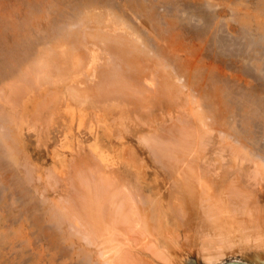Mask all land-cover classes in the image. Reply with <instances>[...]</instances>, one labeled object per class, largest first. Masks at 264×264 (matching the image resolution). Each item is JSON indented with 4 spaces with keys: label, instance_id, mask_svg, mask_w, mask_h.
Instances as JSON below:
<instances>
[{
    "label": "rangeland",
    "instance_id": "rangeland-1",
    "mask_svg": "<svg viewBox=\"0 0 264 264\" xmlns=\"http://www.w3.org/2000/svg\"><path fill=\"white\" fill-rule=\"evenodd\" d=\"M43 1L0 0V105L2 106H0V134L3 135L5 133L7 136L9 134L10 137L9 139L5 137L2 139V136L0 137L2 139L0 141V264H112L113 261H115V258H113L115 256L113 254L116 250L120 251L123 257L127 254L125 256V258L128 259L126 264H188V260L193 264H210L208 258L213 252L219 253L217 250L224 249L223 247L227 249V251L224 249L223 252L221 250L222 254H225V256L217 255L216 257L220 259L218 262H215V264H254L252 257L255 256H259L258 259H255V264H264V170L260 173L258 172L259 167L264 169V64H260L261 60L259 62L260 65L256 63V61H259V58H262L260 56L256 59L254 55H252L254 60H256L255 62L252 60L253 58H250L251 53L254 54V51L251 50V53L248 50L246 51L247 46L245 47L246 40L243 38L244 34L239 37V33L234 31L231 32L227 26V24H231L232 21L238 23V21H236L238 18L240 22H243V26H245L242 18L244 15H247L246 9L248 7L250 9V6H252L253 10L254 8H261L263 6L261 3L263 0H235V4H231L233 1H226L229 5L227 3H224V5L226 4L228 8L225 6L223 7V3L221 4L222 8H218V4L215 1L214 10L212 8L209 9L210 11L216 12L218 10H224L223 8H225L229 16L228 18H233L235 20L221 17V25L219 24V26L224 24V26L220 28L223 30L217 31V27H215L216 25L214 24L215 26L212 27L216 29H210L212 32L208 30L207 35H210L207 37L200 33L194 34L193 30L184 29L186 30L184 31L185 33L183 34V32H181L182 36L177 39V41L175 40L176 38L173 37V35H175L174 33L169 35L171 31L169 34L167 32L164 37H161V41V38L158 40L159 37L151 35L154 30L158 31V28H162L163 30L165 28V31L167 30V25L165 23L167 22L166 18H161L162 20H160L162 22H160L162 25L160 27L158 25L156 29H154L152 25H149L150 21L146 18V15H143L144 17L142 15H137L135 17L129 9L119 6L120 10H123V14L127 15L129 21L131 20V24H134L139 31L141 30L140 35H142V37H147L146 39L150 40V43L154 38H157V41L154 39L151 45L149 43L150 49L152 47V49L155 50L153 51L151 49L153 51L150 53L151 59L148 57L151 61L148 60L147 62V53L144 50L140 51L141 53H146H143V55H146H144L146 58H142V61L144 59L142 67L145 70L142 69L141 75L143 76L140 77L147 75L148 77L146 76V79L148 81H153L155 88L151 87L149 82L147 83L143 78L140 84L143 85L141 87L142 90L144 88V91H142L141 94V91H139L138 94L134 92L131 94V92L127 90L125 93L121 88H119V90H122L125 95L122 94V92L120 93L119 90L117 91V95L120 94V96L123 97H126L127 94V99L124 97V100L121 97L122 100L116 101H121L122 104H120V107L123 106L121 109L128 112L127 116L133 117L132 122L128 121V125L126 124L124 128L119 127L118 123L112 122L114 117H109V109H111L110 106L113 103L110 101H103L105 98L96 94V90L94 89L97 88L96 86L99 87V82L102 81L101 85L104 83L103 76L99 77L101 73H106L104 71L109 70V68L111 69L112 66H114L116 70L115 66L118 67L124 64V56L119 53L121 52V48L119 50L115 49L116 52L112 50L113 53L111 52L109 56H104L103 54V59L107 58L108 62L104 64L105 66L102 65V63L99 64V72L97 70V72L100 73L98 77L100 79L102 77V80L99 78L96 80L95 77L89 78L85 73L76 77V79H78L77 84H72L73 86L75 85L74 87L76 89L78 87L80 90L83 88L80 94L89 92L90 90L89 94L92 93L89 95L90 97L92 95L100 97H91V100L90 98L83 99V96L88 95L84 93L81 95L83 98L80 97L83 102L80 100V102L77 103L78 105L75 106V104H73L71 108L66 106L68 101L67 84L61 83V81L60 83L56 81L58 82L56 83L51 79L42 80L43 82L40 83L41 85L34 83L30 84L31 82H28V85L25 84V82H20L21 85H18V82V87L15 86V83H11L12 85H10V82L8 83V81L11 80L10 77L8 78V69H6L4 65L7 63L5 57L9 55L8 52L19 51L17 53H20L21 49L23 50V46L30 38L32 43L34 42V45L35 42H37L35 41L37 40L36 38L33 40L34 36L26 37L25 35V37H23L24 32L22 31L24 27H22V31H19V27L22 29L21 25H25L24 23L26 21L29 22V24L32 23L30 22V19L33 18L31 12L34 13L35 10L36 15L33 14L35 17L41 15L38 14L41 12L45 18L49 16V14L55 13L56 16L53 15L55 21L59 17L56 22L54 20L50 22L51 18L48 20L47 17L48 21L46 20L45 23L47 25H44L47 26V29L50 28V32L48 31L47 33L54 34L52 31L56 30L55 34L57 35H51V38L53 36L52 40L59 36L58 33L67 31L68 28L71 32H73V29L76 31L82 28L81 25L77 26L74 22L71 23L73 21L72 18H74L71 9L65 10L62 8L64 7V3V5L68 3L71 4L72 0H60V6L58 4L55 5L59 0ZM51 1H54V3L52 2L54 5L51 4ZM63 1L65 2L63 3ZM246 1L247 3H249V1L252 2V5H250V3L248 5ZM120 2L121 1L118 3ZM240 2L241 4H239ZM244 2L247 5H244ZM258 3L261 4V6L259 5L260 7H258V5L253 7V4L256 5ZM238 4L242 8L237 6ZM50 5H52V7H49ZM47 6L48 8H46ZM72 6L73 5H71L70 8ZM243 6L247 8L245 7L244 10ZM235 7L237 12L234 9ZM32 8L33 10H31ZM166 9L170 10V7L166 6ZM166 9L162 6L159 8V12L164 14L163 12L168 11ZM231 9L234 10L236 14L231 13ZM249 9L248 13L250 14H256L255 12L259 13V11L255 10L251 12V9ZM44 10L46 13H49L47 16H45L46 13ZM43 15H41L42 18ZM57 15L59 16L57 17ZM68 16L69 18H67ZM25 18L26 20L24 22L23 20ZM28 18L30 21L27 20ZM194 20L193 24L196 27L200 29L204 27V24L200 22L198 18H194ZM60 21L63 23L61 24ZM27 22L26 24L28 25ZM55 23L57 24L55 25ZM186 23L187 21L185 24ZM234 23L231 25L234 26L235 29H240V24L238 23L239 26L238 24L236 26V23ZM253 25L255 24L253 23ZM66 26L68 27L67 29ZM53 27L55 29L51 30ZM45 31L43 33L47 34ZM70 31L68 32L70 33ZM87 31L88 33L93 32V30L91 31L89 29ZM94 32H96V30H94ZM165 36H168L166 40H171L165 43ZM238 37L240 41H235ZM48 38H50V35ZM222 38H224V40H222ZM31 40H29V44ZM174 40L177 43H175ZM219 40H222V42L226 41L225 43L229 41V44H226V49H221V46H218L220 43H217V41ZM89 41L93 42L94 40L90 39ZM213 41H215V43ZM234 41L235 43H242L243 52L246 51L250 53H245L250 55L249 61L246 60L245 57L244 59L246 61L243 57L238 56L239 54L236 50L238 51L240 47L236 48L234 45H240L232 44L231 42ZM159 44H161L162 47L159 46ZM156 46H159L161 49H157ZM165 46H170V50L167 47V51ZM174 46H177V49H175ZM102 47H104V45ZM234 47L235 49H233ZM163 48L167 54L165 53L166 55H162V57L156 55V58L161 57L159 58L160 62H157L158 59H154L155 56H153L154 52L157 51V53H161ZM15 49L17 51H15ZM172 49H174V51ZM117 50L119 52H117ZM227 50H230L232 53ZM164 51H162V53ZM31 53L28 52L26 55H32ZM255 54L257 57L258 54ZM120 55L123 56V59L119 57ZM173 56L175 57L173 58ZM160 59H163V61L161 62ZM4 61L5 63L3 64ZM108 64H110V67L107 66ZM123 67L124 65L122 68ZM122 68H119V71L120 69L122 72L127 70L126 67H124L125 69ZM260 68H263V70L261 71ZM16 69L15 72L20 73L19 71H21V68L19 67L17 70ZM187 70L188 72H186ZM117 71L115 74H117ZM122 72L120 71L118 73ZM129 73L128 75L127 73L126 75L122 73L124 79L131 76ZM130 74L133 75V73ZM113 77L116 78L117 76ZM4 78H6V81ZM117 78H119V75ZM120 78L122 79V76ZM3 81L5 84H3ZM79 82L81 84L84 82L85 84L83 83L81 85ZM78 83L80 86H78ZM96 83L98 84L96 85ZM29 85L31 87H29ZM156 85H158V87ZM81 86L83 87L81 88ZM116 90L117 89H115V91ZM129 94L133 95V97H129ZM53 95L55 98H53ZM48 96L49 98H47ZM57 96L59 98H57ZM50 97L52 101L55 100L53 104L48 101ZM4 98L6 101H4ZM112 99L113 98H111V100ZM168 99H170V101ZM126 100H131L134 103ZM40 103H42V105H40ZM47 107L50 109H47ZM59 107H62V109ZM148 107L150 108L149 110ZM142 108L146 112H144ZM7 112L8 115L11 116L10 124L12 125V134L3 126L5 122L3 121L4 119L2 120L1 118L3 117L2 113L7 114ZM72 115L74 117L76 116L74 122L77 123V125L75 124L72 126V129H68L71 120L73 121L74 119ZM78 115H80L79 118ZM198 115L203 120H200ZM100 118H104L106 121ZM147 118L153 121V126L150 124L151 121ZM134 119L137 120L136 123L139 124L138 126ZM145 119L147 120L145 121ZM80 120H82L83 124L82 127L80 126L81 128H78V121ZM12 121L15 122L14 125ZM145 122L146 127L144 126ZM103 123L111 129V132L108 131L106 136L104 135L105 131L101 129ZM142 123L144 124L142 125ZM185 123H187L186 127L188 125H193L196 131L204 132V135L208 134L204 143L198 148L196 146L191 148L192 145L187 152H185L186 149L184 150V148L183 150L178 149L180 146L178 126L182 125V128L185 126L183 125ZM15 124L19 126H15ZM93 129L100 133L97 136V142L100 144L99 146L101 148L98 147V145V148L95 146L96 136L93 134ZM121 129H124V134H121ZM153 129H156L157 132H154ZM146 130L149 133L151 131V136L148 133L146 134ZM155 133H158V135ZM143 134L148 136V143L143 141ZM160 135H162V137H160ZM175 137H177V139ZM173 139H176L175 142H178L179 146L176 147L177 143H175ZM154 141L155 144L153 143ZM171 142L173 143L172 145H170ZM163 144H166V148ZM174 146L176 149H174ZM201 146L203 149H200ZM195 148L197 149L196 151ZM11 149L15 150L11 152ZM191 149L193 150L191 151ZM165 150H169L170 152ZM173 151L174 153H178L176 154L177 156L174 154L176 157L174 155L172 156ZM13 154L16 158L13 157ZM103 154L106 157V162L108 161L107 163L103 162L101 159ZM178 155H180V157ZM8 158L12 159L9 160ZM258 163H260V165ZM90 167L93 169L91 170ZM99 169L100 171H98ZM109 171L111 172L109 173ZM191 171L195 172L190 174ZM254 171L256 173H254ZM107 173H109V179L107 178ZM188 173L190 175H188ZM92 176L94 177L93 179L88 178ZM110 179L116 180V182L114 180L112 181L113 183L115 182V185H110ZM91 180L94 183L96 182V184H93ZM105 185L108 186L106 189L103 187ZM107 192L108 194H105ZM109 194L110 197L112 196L111 199L113 198L112 201L115 202V204H110L109 199L105 200L106 196ZM200 195L203 200L199 202ZM220 202L223 204L220 205ZM211 203L216 207L214 205L212 206ZM119 204L121 207L118 206ZM114 206L115 208L119 207L118 209L123 207L124 210L115 209ZM218 206L224 212L231 208V213L230 211L226 212L228 214L227 217L234 216L232 219L236 217L238 220L236 221L234 219V221L237 223L240 220L241 223L238 224H241V228L236 227L237 230L232 228L231 231L229 228L227 232L226 229H224V235L223 233L222 235L226 236L224 237L225 239L223 236L214 239V241H217V245L220 249L216 250L217 247H214V249H212L213 251L209 249L211 254L207 255L208 250H205L204 245L205 243L207 245V241H211L208 234L211 238L214 234L212 233L211 227L208 225V213L206 212L213 209V207H215L213 210L216 211ZM222 207H225V209ZM238 207L243 208V210L241 208L238 210ZM101 209L104 211L102 214ZM111 209L113 211L115 209L116 212L117 210L121 212L116 221L113 220H115L114 215L117 214H114ZM150 211H152V214H149ZM105 212H108V214ZM96 214L99 215V218L102 216V219L95 218L97 216ZM148 214L151 217L148 218ZM104 215L106 216L104 217ZM111 215H113L114 219H112L113 217L111 218ZM153 216H156V218ZM147 218L152 222L150 223ZM117 223L118 226H116ZM145 223H148L147 225L150 226V232L148 231V227H146L147 230L143 228L146 226ZM96 225L98 227L103 226L105 229L106 227H110L109 229L111 230L108 231V229H106V232L105 229L101 228L102 231L100 227L98 228ZM97 230L102 232H97ZM101 234H103V237ZM97 236H100L101 239L99 237V240ZM207 237L208 239H206ZM220 238L223 240L221 241ZM214 241L212 240V242ZM220 244H222L223 247H221ZM105 245H108V249H105ZM206 247H208V245ZM111 248H114L113 252H111ZM228 249L230 251L233 250L235 254H230ZM225 252L229 253L227 254ZM216 253L213 254L216 255ZM120 259L123 261V258Z\"/></svg>",
    "mask_w": 264,
    "mask_h": 264
},
{
    "label": "bare ground",
    "instance_id": "bare-ground-1",
    "mask_svg": "<svg viewBox=\"0 0 264 264\" xmlns=\"http://www.w3.org/2000/svg\"><path fill=\"white\" fill-rule=\"evenodd\" d=\"M43 1V0H42ZM57 1V0H56ZM55 1V2H56ZM68 1V0H67ZM70 1V0H69ZM119 1H121L120 3H118ZM211 1H213V2H211ZM217 2V4H218V8H222V3H223V7L225 6V7H227V5L225 4L224 5V3H227L228 4V2L229 1H233V3H231V4H235V0H124V1H122V0H74V3H73V0H72V3L70 4V3H68L67 5H64L65 3V1H63V6L64 7H62V8H64L65 10H70L71 9V11L73 12V15H74V18H72L73 19V21L71 22V23H73L74 22V24H76L77 26L78 25H81V27L82 28H80V29H78V30H76V31H74V29H73V32H71L70 30H68L69 28L66 26V29H67V31H64V29H63V31L64 32H61V33H58L59 34V36H57L55 39H53L52 40V38H53V36H52V38H51V35H54L55 34V31H52V32H54V34H52V33H47L48 31L50 32V28H46L47 26H44V25H47V24H45L46 23V20H47V17H48V20H50V18H51V20H50V22L52 21V20H54L55 19V17L53 18V15L54 16H56L55 15V13L54 14H49L48 12L46 13V11H45V16H47L48 14H49V16H47L46 18L44 17V15L40 12V13H38V14H41V15H43V18H42V16L41 15H39V16H37V17H35V15H36V13H35V10H34V13H32L31 12V14H32V17L33 18H31L30 20H29V18L27 19L28 21H30V22H32L31 24H29V22H27L28 23V25L26 24V22H25V20H26V18L23 20L25 23V25L27 26H25V25H21V28L22 27H24V30H23V28L22 29H20V27H19V31L21 30H23L22 32H24L23 33V37H25V35H26V37L27 36H29V37H33V40H34V38H36L37 40H35V41H37V42H35V45H34V42L32 43V40H31V38L29 39V40H31L30 41V44H29V40H28V42L23 46V50L21 49V51H20V53H17V52H19V51H17L16 49H15V51H17V52H12V51H10V52H8L9 53V55L8 56H6V55H4V56H6L5 58H6V61H7V63H5V61L3 62V64L5 65V67H6V69H8V71L7 72H9V76H8V78L10 77V80L11 81H8V83L10 82V85H12L11 83H15V86L16 87H18L17 86V83H18V85H21L20 84V82H25V84H27L28 82H31L30 84H32V83H34V84H39V85H41L40 83L41 82H43L42 80H49V79H51V80H53L54 82H56V81H58L59 83H60V81H61V83L63 82V83H66L67 85V96H68V98H67V104H66V106L67 107H69V108H71V107H73V104H75V106L76 105H78L77 103H79L80 102V100H82L81 98H83V99H85V98H90V100H91V97H97V96H89L90 94H92V93H90L89 94V92H90V88L88 89L89 90V92H86L88 95V97L85 95V96H83V97H81V95H83V94H80V92L82 93V87L83 86H81V90H80V88H79V91H78V88L76 89L74 86H73V84L72 83H76L77 84V82H78V79H76V77H79V75H83L84 73L90 78V77H95L96 78V80H97V78H99L100 76H103V81H104V83L102 84V85H106V86H102L101 85V83H102V81L101 82H99V84L98 83H96V85L98 84L99 85V87L98 86H96L97 88H94L96 91H95V93L96 94H98V95H100V96H103L104 98H105V100H103V101H110L111 103H113V104H111V106H110V108L111 109H109V114H110V116L109 117H114L113 118V120H112V122H115V123H118V125H119V127H122V128H124V126L127 124V122L129 121V122H132V116L130 117L129 115L127 116V113L128 112H126V111H124V110H122L121 108L123 107H120V104H122L121 103V101H116V100H122V98L125 100V98L127 97V94H126V97L124 98L123 96H120V94H118L117 95V91L119 90V88H121L123 91H125V93H126V90L127 91H130L131 92V94L134 92V93H137L138 94V92L139 91H141L140 92V94L142 93V91H144V88H143V90H142V87L141 86H143L142 84H140V83H142L141 82V80H143V78H144V80H146L147 81V83L149 82V85L151 86V87H153V88H155L154 87V83H153V81H148L146 78L148 77L147 75V77L146 76H144V77H140V76H143V75H141V73H142V69H144L143 67H142V63H143V61H144V59H143V61H142V58L144 57V58H146V60H147V62H148V60L149 61H151L150 59V56H151V54L150 53H152L153 51H155L154 49H152V47H151V49L153 50H151L150 49V46H149V41L150 40H148V39H146L147 37H145L144 38V36L142 37V35H140V31H139V29H137L135 26H134V24L132 25L131 24V20L129 21V19H128V17H127V15L126 14H123V10H120V7L122 6L123 8H125V9H129L131 12H132V14H133V16H137V15H146V18L150 21L149 23V25H152V28H154V29H156V27L159 25V27L162 25L161 24V20L162 19H167L166 21L167 22H165L166 23V28H167V30L165 31V28H164V30L162 29V28H158L157 30L158 31H156V30H154L153 31V33L151 34V35H154V37H159L158 38V40L161 38V37H164V35L168 32V34H169V32L171 31V33L169 34V35H171V34H175V35H173V37H175L174 39L177 41V39H179V38H181V36H182V33L181 32H183V34L185 33L184 31H186V30H184V29H188V30H193L194 31V34L195 33H200L201 35H205V37H207V36H209V35H207L208 33V30H215L216 28H214V27H212V26H215V27H217V31H219V30H223V29H220L222 26H224V24L222 25V26H219V24L221 23L220 21V19H221V17H223L224 19H227L229 16H228V14H227V12L225 11V8H223L224 10H218V11H210L209 9H212L213 7H214V4ZM226 1H228V2H226ZM244 1V0H243ZM250 1H252V0H250ZM249 1V3H250V5H252L251 3L252 2H250ZM255 1H262V0H255ZM254 1V2H255ZM43 2H45V1H43ZM50 2V1H49ZM54 3V1H51V4H53ZM242 2V1H241ZM241 2L239 3V4H241ZM253 2V3H254ZM263 2H264V0L261 2L262 3V7L261 8H254V10L255 11H259V13L258 12H255L256 14H250V13H248V9H249V7L247 8L246 6H243L244 7V10H245V7L247 8L246 9V11H247V15H244V14H246V13H244V14H241V15H244L243 16V18L242 17H240V18H242V20L244 21V24H245V26H243V22L241 21H239V18H238V20H236V21H238V23L240 24V26H239V24L237 23V22H235L236 23V26H237V24H238V26L240 27V29H235V27L234 26H232L231 24H233L234 22L232 21V23L230 24L229 22V24H227V26L229 27V30L232 32V31H234V32H237V33H239L238 34V36L240 37V36H242V34H244L243 35V38L246 40L245 42V47L247 46V48H246V51L248 50L250 53L252 52V51H254L253 53L254 54H252L251 53V56L252 55H254V58H258L259 56L260 57H262V58H259L258 60L259 61H256V60H254V58H253V56L251 57L250 55H247V54H250V53H247L246 51L245 52H243V50H242V43H240L239 41V37L238 38H236L235 39V41L236 40H239L238 42L239 43H235V41L234 42H231L232 44H237V45H240V46H236V45H234L236 48L237 47H240L239 49H238V51L236 50V52L239 54L238 56H241V57H243V59H244V57H245V59L246 60H248L249 61V56H250V58L255 62L256 61V63H258L259 64V62H260V60H261V62H260V64L261 65H263L264 63V61H262V60H264V4H263ZM41 3V2H40ZM59 3H61V1L59 0V2H56L55 3V5L56 4H58L59 5ZM246 3H247V1H246ZM245 2H244V5L246 4ZM249 3H247L248 5H249ZM256 3V2H255ZM231 4H230V6H231ZM237 4V3H236ZM237 5V6H240V5ZM246 4V5H247ZM41 5V4H40ZM54 5V4H53ZM71 5H73L71 8H70V6ZM229 5V4H228ZM258 5V7H260L261 6V4H253V7L255 6H257ZM260 5V6H259ZM44 6V5H43ZM46 6V5H45ZM60 6V5H59ZM120 6V7H119ZM162 6H164V8L166 9V6H169L170 7V10H168V9H166V10H168V11H165V12H163L164 14H162V12L160 13L159 12V8L160 7H162ZM49 7H52V5H50ZM61 7H58V8H61ZM207 7V8H206ZM217 7V6H216ZM46 8H48V6L46 7ZM55 8V7H54ZM53 8V9H54ZM228 8V7H227ZM231 8H232V6H231ZM240 8H242L241 6H240ZM252 8V6H250V9ZM49 9H51V8H49ZM56 9V8H55ZM235 9V11L237 12V9H236V7L234 8ZM249 9V10H250ZM31 10H33V8L31 9ZM62 10V9H61ZM60 10V11H61ZM162 10V9H161ZM164 10V9H163ZM213 10H214V8H213ZM227 10V9H226ZM230 10V9H229ZM239 10V9H238ZM254 10H253V8L250 10L251 12L253 11L254 12ZM38 11H40V10H38ZM50 11V10H49ZM59 11V10H58ZM233 11V12H232ZM235 11L234 10H232L231 9V13H235ZM249 11V12H250ZM27 12H29V11H27ZM37 12V11H36ZM62 12V11H61ZM129 12V11H128ZM240 12H241V10H240ZM67 13V12H66ZM258 13V14H257ZM31 14H30V16H31ZM33 14H35L34 16H33ZM37 14V15H38ZM68 14V13H67ZM70 14V13H69ZM236 14V13H235ZM61 15V14H60ZM251 15H255V16H251ZM27 16H28V14H27ZM26 16V17H27ZM59 15H57V17H58ZM65 16H67V15H65ZM70 16V15H69ZM69 16L67 17V18H69ZM142 16H140V17H142ZM143 16V17H144ZM234 16V15H233ZM238 16V15H237ZM72 17V16H71ZM142 17V18H143ZM164 17V18H163ZM231 17V16H230ZM59 18V17H58ZM57 18V19H58ZM162 18V19H161ZM194 18H198L199 19V21L200 22H202L203 24H204V27L203 28H198V27H196L194 24H193V21H195L194 20ZM234 18H235V16H234ZM237 18V17H236ZM57 19H56V21H57ZM66 19V18H65ZM65 19H64V21H65ZM71 19V18H70ZM146 19V20H147ZM161 19V20H160ZM169 19V20H168ZM229 19V18H228ZM233 19V18H232ZM231 18L229 19V20H232ZM10 20V19H9ZM47 20V21H48ZM66 20H68V19H66ZM139 20V19H138ZM233 20H235V19H233ZM55 21V20H54ZM55 21V22H56ZM161 21V22H160ZM187 21V23L185 24V22ZM61 22V24L63 23L62 21H60ZM68 22V21H67ZM69 22H70V20H69ZM164 22V21H163ZM139 23H140V20H139ZM234 23V24H235ZM242 23V24H241ZM253 23L255 24V25H253ZM22 24V23H21ZM57 23H55V25H56ZM67 24V23H66ZM201 24V23H200ZM215 24V25H214ZM8 25V24H7ZM52 25H53V23H52ZM70 25V24H69ZM164 25V24H163ZM221 25V24H220ZM61 26V25H60ZM59 26V27H60ZM62 26H65V25H62ZM76 26V27H77ZM187 26H188V28H187ZM190 26V27H189ZM254 26V27H253ZM58 27V28H59ZM73 27H75V26H73ZM62 28V27H61ZM151 28V27H150ZM152 28H151V31H152ZM18 29V28H17ZM46 31H45V30ZM54 30L55 28L53 27V28H51V30ZM72 29V28H71ZM93 30V32H91V33H88V31L87 30ZM145 29V28H144ZM60 30V29H59ZM62 30V29H61ZM94 30H96V32H94ZM187 30V31H188ZM210 30V31H211ZM45 31V33H47V34H44L43 32ZM68 31H70V33L68 32ZM216 31V32H217ZM229 31V32H230ZM67 32H68V34H67ZM212 32V31H211ZM216 32H214L215 34H216ZM227 32V31H226ZM21 33V32H20ZM236 33V34H237ZM142 34V33H141ZM190 34V33H189ZM193 34V33H192ZM191 34V35H192ZM193 34V35H194ZM234 34V33H233ZM50 35V38H48V36ZM57 34H55V36H56ZM180 37H179V36ZM199 35V34H198ZM216 35H218V34H216ZM45 36H47V37H45ZM23 37H21V38H23ZM166 37H168V36H165V43H166V41H170L171 39H168V40H166ZM204 37V38H205ZM44 38H46V39H44ZM151 38V37H150ZM170 38H171V36H170ZM50 39V40H49ZM88 39V40H87ZM90 39H93L94 41L93 42H91V41H89ZM155 39V41H157V38H154ZM153 39V40H154ZM186 39V38H185ZM189 39V38H188ZM203 39V38H202ZM206 39V38H205ZM212 39H214V38H212ZM220 39V38H219ZM22 40H24V39H22ZM27 40V39H26ZM49 40V41H48ZM87 40V41H86ZM152 40V41H153ZM162 40V38L160 39V41ZM164 40V39H163ZM172 40H173V38H172ZM174 40V42L175 43H177L176 41ZM181 40V39H180ZM179 40V41H180ZM200 40V39H199ZM222 40H224V38H222ZM222 40H219V41H221V42H219V41H217V43H220V44H218V46L220 45L221 46V49H223V48H225L226 49V44L229 42H227V43H225V42H222ZM233 40V39H232ZM89 41V42H88ZM152 41H151V43H152ZM204 41V40H203ZM216 41V40H215ZM215 41H213L214 43H215ZM163 42V41H162ZM242 42V41H241ZM244 42V41H243ZM138 43H140V44H138ZM151 43H150V45H151ZM157 43V42H156ZM179 43V42H178ZM214 43H212V44H214ZM22 44H23V42H22ZM28 44V45H27ZM32 44V45H31ZM100 44H103L104 45V47H102L103 45H100ZM167 44H171V43H167ZM229 44V43H228ZM152 45H154V44H152ZM20 46H22V45H20ZM155 46V45H154ZM159 46H161L162 47V45L161 44H159ZM159 46L157 47V49L159 48ZM214 46V45H213ZM230 46H231V44H230ZM229 46V47H230ZM166 48L165 49H167V51H168V48H169V50H170V46L168 47V46H165ZM168 47V48H167ZM233 47V46H232ZM231 47V48H232ZM235 47L233 48V49H235ZM121 48V49H120ZM155 48V47H154ZM173 48V47H172ZM174 48L175 49H177V46H174ZM218 48V47H217ZM115 49H120L121 50V52H119L118 50H117V52H119V53H121V55H123L124 56V60H123V65H124V67H126V71H124V72H122V70L120 69V71L122 72V73H124V75H126V73H127V75H128V73L130 72V73H133V75L132 74H130L129 73V75H131V76H129V77H126L125 79H124V77H123V74L122 73H118V72H120L119 71V68H122V66H118V67H116L115 66V68H116V70L114 69V66H112L111 67V69L109 68V70H105L104 72H106V73H98L99 72V70H98V65L99 64H101L102 63V65H104L106 62H108V60H107V58H104L103 59V54H104V56H109V54L112 52L113 53V51L112 50H115ZM148 49V50H147ZM156 49V48H155ZM159 49H161V48H159ZM164 48H163V50L162 51H164L165 50ZM10 50V49H9ZM20 50V49H19ZM142 50H144L146 53H147V56L145 55L146 53L145 52H143V53H145L144 55L146 56H144L143 55V53H141L140 51H142ZM173 51H174V49H172ZM244 50H245V48H244ZM252 50V51H251ZM31 51H32V53H31ZM159 51H161V50H159ZM162 51H161V53H162ZM180 51V50H179ZM228 52H230V53H232L230 50H227ZM226 51V52H227ZM235 51V50H234ZM7 52V51H6ZM31 53L32 55H26L27 53ZM115 52H116V50H115ZM114 52V53H115ZM218 52V51H217ZM118 53V54H119ZM160 52H158L157 53V51L156 52H154V55L153 56H155L154 57V59H158L157 60V62H160L159 61V58H161L162 57V55L164 56V55H166L167 54V52H163L162 54H161ZM166 53V54H165ZM175 53V52H174ZM173 53V54H174ZM221 53V52H220ZM224 53V52H223ZM245 53H247V54H245ZM255 53H257L258 54V56L256 57L255 55ZM36 54V55H35ZM35 55V56H34ZM119 56V57H121V59H123L122 57L123 56ZM161 56V57H158V58H156L157 56ZM178 55V54H177ZM225 55V54H224ZM34 56V57H33ZM247 56H248V58H247ZM8 57V58H7ZM150 59H149V58ZM175 56H173V58H174ZM237 57V56H236ZM235 57V58H236ZM153 58V57H152ZM238 58V57H237ZM110 59V58H109ZM120 59V60H121ZM172 59V58H171ZM239 59H240V57H239ZM244 59V60H245ZM161 60V62L163 61V59H160ZM167 60V59H166ZM245 60V61H246ZM252 60H250V61H252ZM142 61V62H141ZM156 61V60H155ZM175 61V60H174ZM119 62V61H118ZM150 63V62H149ZM155 63V62H154ZM164 63V62H163ZM182 63V62H181ZM180 63V64H181ZM2 64V65H3ZM118 64V63H117ZM120 64V63H119ZM153 64V63H152ZM151 64V65H152ZM157 64V63H156ZM159 64V63H158ZM174 64V63H173ZM179 64V65H180ZM259 64V65H260ZM101 65V66H102ZM110 64H108L107 66L108 67H110L109 66ZM115 65V64H114ZM146 65V64H145ZM161 65H163V64H161ZM184 65V64H183ZM105 66V65H104ZM144 66V65H143ZM157 66V65H156ZM177 66H178V64H177ZM185 66V65H184ZM255 66H258V65H255ZM21 68V71H19L20 73H18V72H15V69L17 68ZM108 67H106V68H108ZM122 68V69H125V68ZM153 67V66H152ZM155 67V66H154ZM159 67V66H158ZM157 67V68H158ZM187 67H189V66H187ZM260 67V66H259ZM179 68V67H178ZM185 68V67H184ZM5 69V70H6ZM16 69V70H17ZM117 69H118V71H117ZM150 69V68H149ZM156 69V68H155ZM164 69V68H163ZM174 69V68H173ZM172 69V70H173ZM257 69H259V68H257ZM97 70H98V72H97ZM139 70V71H138ZM145 70V69H144ZM171 70V71H172ZM183 70V69H182ZM260 70L262 71L263 70V68L261 69L260 68ZM259 70V71H260ZM108 71V72H107ZM117 71V74H115V72ZM156 71V70H155ZM164 71V70H163ZM162 71V72H163ZM179 71V70H178ZM140 72V73H139ZM144 72V71H143ZM186 72H188V70L186 71ZM193 72V71H192ZM17 73V74H16ZM107 73H108V75H107ZM145 73V72H144ZM143 73V74H144ZM161 73V72H160ZM164 73V72H163ZM100 74V75H99ZM112 74V75H111ZM135 74V75H134ZM139 74V75H138ZM146 74V73H145ZM144 74V75H145ZM170 74V73H169ZM174 74V73H173ZM178 74V73H177ZM98 75H99V77H98ZM118 75H119V78L122 76V79L120 78H117L118 77ZM121 75V76H120ZM150 75V74H149ZM113 76H117L116 78H112ZM160 76V75H159ZM86 77V76H85ZM85 77H84V79H85ZM164 77V76H163ZM193 77V76H192ZM7 78V79H8ZM81 78H82V76H81ZM87 78V77H86ZM142 78V79H141ZM157 78V77H156ZM162 78V77H161ZM177 78V77H176ZM194 78V77H193ZM1 79V78H0ZM5 79V81H6V78H4ZM3 79V80H4ZM88 79V78H87ZM94 79V78H93ZM100 79V78H99ZM113 79H116V80H113ZM159 79V78H158ZM169 79H171V78H169ZM200 79V78H199ZM50 80V81H51ZM89 80V79H88ZM100 80H102V77H101V79ZM168 80V79H167ZM2 81V80H1ZM49 81V82H50ZM83 81V80H82ZM81 81V82H82ZM105 81H106V83H105ZM191 81V80H190ZM58 82H56V83H58ZM144 82V81H143ZM163 82V81H162ZM197 82V81H196ZM2 83V82H1ZM8 83H6V84H8ZM46 83H48V82H46ZM51 83H52V81H51ZM50 83V84H51ZM80 83V82H79ZM78 83V86H80V84ZM84 83V82H83ZM82 83V84H83ZM146 83V84H147ZM3 84H5L4 83V81H3ZM81 84V85H82ZM85 84V83H84ZM198 84V83H197ZM28 85V84H27ZM43 85V84H42ZM48 85V84H47ZM5 86V85H4ZM4 86H3V88H4ZM9 86V85H8ZM77 86V85H76ZM157 87H158V85H156ZM170 86V85H169ZM173 86V85H172ZM16 87H14V88H16ZM29 87H31L30 85H29ZM43 87V86H42ZM166 87V86H165ZM171 87V86H170ZM177 87V86H176ZM2 88V87H1ZM10 88V87H9ZM40 88V87H39ZM84 88H86V87H84ZM117 89L116 91H115V89ZM164 88V87H163ZM12 89V88H11ZM114 89V90H113ZM168 89H169V87H168ZM172 89V88H171ZM19 90V89H18ZM34 90H37V89H34ZM87 90V89H86ZM93 90V89H92ZM122 90L120 91V93L122 92ZM146 90V89H145ZM148 90V89H147ZM181 90V89H180ZM179 90V91H180ZM219 90V89H218ZM115 91V92H114ZM149 91V90H148ZM178 91V92H179ZM220 91V90H219ZM221 91H223V90H221ZM2 92H3V89H2ZM57 92V91H56ZM152 92V91H151ZM175 92H176V90H175ZM38 93V92H37ZM85 93V94H86ZM119 93V92H118ZM129 93V92H128ZM216 93V92H215ZM221 93V92H220ZM28 94V93H27ZM39 94V93H38ZM93 94H94V92H93ZM122 94H124L123 92H122ZM167 94V93H166ZM52 95V94H51ZM58 95V94H57ZM125 95V94H124ZM130 95V94H129ZM128 95V96H129ZM152 95V94H151ZM150 95V96H151ZM168 95V94H167ZM176 95V94H175ZM212 95H214V94H212ZM30 96V95H29ZM32 96V95H31ZM54 96V95H53ZM66 96V97H67ZM100 96H98L97 98H99ZM134 96H135V94H134ZM137 96V95H136ZM215 96V95H214ZM221 96V95H220ZM219 96V97H220ZM36 97V96H35ZM81 97V98H80ZM122 97V98H121ZM129 97H133V95H130ZM10 98V97H9ZM47 98H49V96L47 97ZM53 98H55V96L53 97ZM57 98H59L58 96H57ZM57 98H56V100H57ZM104 98H102V99H104ZM111 98H113L112 100H111ZM121 98V99H120ZM139 98V97H138ZM217 98H218V95H217ZM1 99V98H0ZM79 100V101H77V100ZM87 99V100H88ZM127 99V98H126ZM142 99V98H141ZM178 99V98H177ZM216 99V98H215ZM22 100H23V98H22ZM97 100V99H96ZM123 100V101H124ZM134 100V99H133ZM137 100V99H136ZM145 100V99H144ZM169 101H170V99H168ZM248 100V99H247ZM4 101H6L5 100V98H4ZM3 101V102H4ZM25 101V100H24ZM48 101H50L52 104H53V102L55 101V100H51V97H50V100H48ZM58 101H60V100H58ZM89 101V100H88ZM98 101V100H97ZM122 101V102H123ZM126 101H129V100H126ZM143 101V100H142ZM189 101V100H188ZM12 102V101H11ZM82 102H83V100H82ZM110 102H109V104H110ZM125 102V101H124ZM129 102H132V103H134L133 101H129ZM139 102V101H138ZM140 102H141V100H140ZM193 102H195V101H193ZM225 102V101H224ZM15 103V102H14ZM85 103V102H84ZM83 103V104H84ZM101 103V102H100ZM127 103V102H126ZM125 103V104H126ZM154 103H155V101H154ZM17 104V103H16ZM23 104V103H22ZM59 104V103H58ZM96 104V103H95ZM131 104V103H130ZM40 105H42V103H40ZM56 105V104H55ZM98 105V104H97ZM106 105V104H105ZM124 105V104H123ZM127 105V104H126ZM141 105V104H140ZM142 105H143V103H142ZM141 105V106H142ZM1 106V105H0ZM11 106V105H10ZM13 106V105H12ZM45 106H47V105H45ZM53 106V105H52ZM60 106V105H59ZM101 106H102V104H101ZM149 106V105H148ZM226 106V105H225ZM224 106V107H225ZM2 107V106H1ZM21 107V106H20ZM44 107V106H43ZM56 107V106H55ZM64 107V106H63ZM66 107V108H67ZM81 107V106H80ZM83 107V106H82ZM105 107V106H104ZM104 107H103V109H104ZM199 107V106H198ZM59 108H61L62 109V107H59ZM65 108V109H66ZM126 108V107H125ZM200 108V107H199ZM47 109H50L49 107H47ZM52 109V108H51ZM60 109V110H61ZM140 109V108H139ZM143 109V108H142ZM142 109H141V111H142ZM147 109V108H146ZM150 108L148 107V110H149ZM183 109V108H182ZM198 109V108H197ZM196 109V110H197ZM1 110H3V109H1ZM71 110H73V109H71ZM147 110V111H148ZM56 111V110H55ZM59 111V110H58ZM57 111V112H58ZM129 111V110H128ZM143 111H144V109H143ZM191 111V110H190ZM13 112V111H12ZM56 112V113H57ZM144 112H146V111H144ZM144 112H142V113H144ZM195 112V111H194ZM217 112V111H216ZM54 113V112H53ZM74 113V112H73ZM148 113V112H147ZM211 113V112H210ZM146 114V113H145ZM2 115H3V117H1L2 118V120L5 122L4 124H3V126L8 130V132H10L11 134H12V129H11V127H12V125L10 124V122H11V116L10 115H8V112H7V114L5 113H2ZM51 115V114H50ZM75 115V114H74ZM101 115V114H100ZM99 115V116H100ZM137 115V114H136ZM200 115V114H199ZM199 115H198V118H200L199 117ZM1 116V115H0ZM73 116V115H72ZM79 116L80 115H78V118H79ZM201 116V115H200ZM52 117V116H51ZM76 117V116H75ZM75 117L73 116V121L71 120V123H70V126L68 127V129L69 128H71L72 129V126L73 125H77V123H75L74 122V120H75ZM97 117V116H96ZM197 117V116H196ZM14 119V118H13ZM12 119V120H13ZM17 119V118H16ZM94 119H95V117H94ZM100 119H104V118H100ZM147 119H149V118H147ZM147 119H145V121L147 120ZM197 119V118H196ZM196 119H194V120H196ZM202 118H200V120H201ZM15 120V119H14ZM13 120V121H14ZM105 120V119H104ZM150 121H151V119H149ZM203 120V119H202ZM224 120H225V118H224ZM8 121V122H7ZM12 121V123H13V125H14V123L15 122H13ZM15 121H17V120H15ZM102 121V120H101ZM101 121H99V122H101ZM106 121V120H105ZM134 121H135V123H136V121L137 120H135L134 119ZM148 122V121H147ZM227 122V121H226ZM225 122V123H226ZM16 123H18V122H16ZM105 123V122H104ZM103 123V126L101 127V129L103 130V131H105V133H104V135L106 136L107 135V132L108 131H110L111 132V129H110V127L109 126H107V125H105ZM108 123V122H107ZM115 123H112L113 125L115 124ZM135 123H134V125H135ZM161 123V122H160ZM191 123V122H190ZM2 124V123H1ZM82 124H83V122H82V120H80V121H78V128H81L82 127ZM99 124V123H98ZM109 124V123H108ZM131 124V123H130ZM144 123H142V125H143ZM151 125L153 124V121H151V123H150ZM150 124H148V125H150ZM186 124L187 123H185V124H183V125H185V126H183L182 128H181V126L179 125L178 127H179V143H180V146L178 145V142H175L176 141V139H177V137H175L176 139H173L174 140V142L175 143H177L176 144V147L177 146H179L178 147V149H182L183 150V148H184V150H185V152H187V150H189L190 148L189 147H191L192 145V147L191 148H193L194 146H196L197 148L202 144V143H204L205 142V140L207 139L206 138V136L208 135V134H206V135H204L203 133L204 132H199V131H196L195 130V128H193V125H191V126H187L186 127ZM189 124V123H188ZM16 125H18V124H15V126ZM116 125V124H115ZM128 125V124H127ZM133 125V126H134ZM136 125L138 126L139 124H137L136 123ZM154 125V124H153ZM152 125V126H153ZM15 126H13L14 128H16ZM19 126V125H18ZM81 126V127H80ZM145 127H146V122H145V125H144ZM1 127V126H0ZM128 127V126H127ZM151 127V126H150ZM172 127V126H171ZM186 127V128H185ZM3 128V127H2ZM4 128V129H5ZM151 128H153V127H151ZM151 128H149V129H151ZM155 128V127H154ZM173 128H174V126H173ZM18 129V128H17ZM175 129V128H174ZM2 130V129H1ZM19 130V129H18ZM18 130H17V132H18ZM94 131H93V134H94V136H96L95 138H96V140H95V143H96V147H97V145H98V147H100L99 145V143L97 142V140H98V135L100 134L99 132H97L95 129H93ZM113 130V129H112ZM123 130L124 129H121V134L123 133ZM126 130V129H125ZM129 130V129H128ZM154 130V129H153ZM156 130V129H155ZM154 130V132H157V130L155 131ZM159 131V130H158ZM167 131V130H166ZM178 131V130H177ZM109 132V133H110ZM146 132V134L148 133L149 135L150 134H152L151 133V131H150V133L146 130L145 131ZM144 132V133H145ZM112 133H114V132H112ZM143 133V132H142ZM141 133V134H142ZM159 133V132H158ZM158 133H155L156 135H158ZM163 133V132H162ZM171 133V132H170ZM14 134V133H13ZM124 134V133H123ZM138 134V133H137ZM146 134H143L144 135V138H142L143 139V141H145V142H149V139H148V136L146 135ZM161 134V133H160ZM165 134V133H164ZM119 135V134H118ZM140 135V134H139ZM146 135V136H145ZM156 135H155V137H156ZM163 135V134H162ZM162 135H160V137H162ZM175 135V134H174ZM2 136V137H1ZM14 136V135H13ZM136 136H138V135H136ZM140 136H142V135H140ZM151 136V135H150ZM0 137L2 138V139H4V137L7 139H9L10 137H9V134H8V136H7V134H3V135H1L0 134ZM16 137V136H15ZM160 137H158V138H160ZM208 137V136H207ZM0 138V141L2 140ZM173 138V137H172ZM14 139V138H13ZM119 139V138H118ZM152 139H155V138H152ZM116 140H117V138H116ZM121 140V139H120ZM123 140V139H122ZM151 140V139H150ZM156 140H157V138H156ZM223 140V139H222ZM15 141V140H14ZM152 141V140H151ZM160 141V140H159ZM158 141V142H159ZM169 141V140H168ZM171 141V140H170ZM212 141V140H211ZM4 142V141H3ZM7 142V141H6ZM16 142V141H15ZM163 142L165 143V141L163 140ZM173 142V141H172ZM171 142V144L170 145H172L173 143ZM154 144H155V141L153 142ZM157 143V142H156ZM174 143V144H175ZM14 144V143H13ZM142 144V143H141ZM146 144V143H145ZM144 144V145H145ZM152 144V143H151ZM158 144V143H157ZM161 144V143H160ZM125 145V144H124ZM143 145V144H142ZM153 145V144H152ZM165 145L166 144H163V146L165 147ZM169 146V145H168ZM9 147H10V145H9ZM97 147V148H98ZM154 147V146H153ZM163 147V148H164ZM172 147V146H171ZM175 147V146H174ZM176 147L174 148V149H176ZM182 147V148H181ZM207 147V146H206ZM101 148V147H100ZM162 148V147H161ZM166 148V147H165ZM200 149H203V147L201 146V148ZM206 149V148H205ZM10 150V149H9ZM12 151L11 152H13L14 150L13 149H11ZM182 150H181V152H182ZM193 149H191V151H192ZM197 149L195 148V151H196ZM199 150V149H198ZM239 150V149H238ZM165 151H168V152H170L169 150H165ZM206 151V150H205ZM218 151V150H217ZM180 152V151H179ZM163 153V152H162ZM197 153H198V151H197ZM204 153V152H203ZM202 153V154H203ZM105 154V153H104ZM104 154H103V156L101 157V159H102V161L103 162H106V157L104 156ZM166 154H167V152H166ZM176 155V154H178V153H174V151H173V153H172V156L173 155ZM186 154V153H185ZM184 154V155H185ZM218 154V153H217ZM170 155V154H169ZM174 155V156H175ZM11 156V155H10ZM111 156V155H110ZM167 156V155H166ZM177 156V155H176ZM175 156V157H176ZM179 157H180V155H178ZM13 157H15L16 158V156H14V154H13ZM105 157V158H104ZM108 157V156H107ZM178 157V158H179ZM15 158H13V159H15ZM113 158V157H112ZM197 158H199V157H197ZM9 159V158H8ZM10 159H12V158H10ZM9 159V160H10ZM114 159V158H113ZM166 159H167V157H166ZM95 160V159H94ZM109 160V159H108ZM165 160V159H164ZM168 160V159H167ZM96 161H98V160H96ZM110 161V160H109ZM169 161V160H168ZM167 161V162H168ZM186 161V160H185ZM108 162V161H107ZM106 162V163H107ZM111 162V161H110ZM176 162V161H175ZM187 162V161H186ZM199 162V161H198ZM112 164V163H111ZM173 164V163H172ZM259 165H260V163H258ZM97 165V164H96ZM262 165V164H261ZM86 166V165H85ZM99 166V165H98ZM177 166H178V164H177ZM100 167V166H99ZM195 167V166H194ZM259 167V166H258ZM91 168V167H90ZM96 168H98V167H96ZM180 168V167H179ZM187 168H189V167H187ZM264 168V167H263ZM82 169V168H81ZM93 168H91V170H92ZM103 169V168H102ZM178 169V168H177ZM190 169H191V167H190ZM78 170H80V169H78ZM113 170V169H112ZM189 170V169H188ZM187 170V171H188ZM258 170V169H257ZM257 170H255V171H257ZM264 169H262L261 167H259V170H258V172L260 173L261 171H263ZM84 171V170H83ZM86 171V170H85ZM98 171H100V169L98 170ZM108 171V170H107ZM186 171V172H187ZM190 171V170H189ZM254 171V173H256ZM79 172V171H78ZM111 171H109V173H110ZM195 172V171H194ZM194 172H190V174L191 173H194ZM197 172V171H196ZM252 172V171H251ZM86 173V172H85ZM98 173H100V172H98ZM109 173H107V178L109 177ZM263 173H264V171H263ZM189 173H188V175H190ZM196 174V173H195ZM94 175V174H93ZM111 175V174H110ZM257 175H258V173H257ZM73 176V175H72ZM99 176V175H98ZM101 176V175H100ZM183 176V175H182ZM192 176V175H191ZM190 176V177H191ZM193 176H195V175H193ZM261 176H262V173H261ZM97 177V176H96ZM102 177V176H101ZM113 177V176H112ZM197 177V176H196ZM196 177H195V179H196ZM256 177V176H255ZM263 177V176H262ZM88 178H94L93 176L92 177H88ZM184 178V177H183ZM193 178V177H192ZM77 179V178H76ZM109 179V178H108ZM107 179V180H108ZM195 179H194V181H195ZM198 179V178H197ZM201 179V178H200ZM104 180V179H103ZM111 180V179H110ZM115 182H116V180L115 179H113ZM113 180H111V183H110V185L111 186H113V184L115 185V182L113 183L112 181ZM184 180V179H183ZM85 181V180H84ZM92 181V180H91ZM96 181V180H95ZM109 181V180H108ZM107 181V183L109 184V182ZM104 182H105V180H104ZM191 182V181H190ZM197 182H198V180H197ZM92 183L93 184H96V182L94 183L93 181H92ZM100 183V182H99ZM203 183V182H202ZM207 183H209V182H207ZM105 184H106V182H105ZM107 184V185H108ZM107 185H105V186H103L105 189L108 187ZM109 185V186H110ZM189 185V184H188ZM188 185H185V186H188ZM207 186V185H206ZM98 187V186H97ZM102 187V188H103ZM99 188H101V187H99ZM103 188V189H104ZM112 188V187H111ZM102 191V190H101ZM190 191V190H189ZM110 192V191H109ZM121 192V191H120ZM105 194H108V192L107 193H105ZM120 194V193H119ZM200 194V193H199ZM111 195H114V194H111ZM105 196V195H104ZM110 197V194L108 195V196H106V198H105V200H108L109 199V203L110 204H112V203H114L115 204V202H113L112 201V199H111V197ZM203 197V196H202ZM244 197V196H243ZM1 198V197H0ZM233 199V198H232ZM244 199V198H243ZM82 200H83V198H82ZM200 200L202 201L203 199H201V195H200V199H199V202H200ZM220 200V199H219ZM227 200V199H226ZM248 200V199H247ZM112 201V202H111ZM115 201V200H114ZM213 201H215V200H213ZM217 201V200H216ZM228 201V200H227ZM235 201V200H234ZM243 201V200H242ZM241 201V202H242ZM243 202H245V201H243ZM248 202V201H247ZM86 203V202H85ZM103 203V202H102ZM161 203V202H160ZM213 203V202H212ZM212 203H211V205H212ZM215 203H217V202H215ZM246 203V202H245ZM93 204V203H92ZM148 204V203H147ZM152 204V203H151ZM199 204V203H198ZM218 204V203H217ZM223 204V203H222ZM221 204V202H220V205H222ZM225 204V203H224ZM104 205V204H103ZM149 205H150V203H149ZM211 205H209V206H211ZM214 205V204H213ZM212 205V206H213ZM219 205V204H218ZM234 205V204H233ZM245 205V204H244ZM243 205V206H244ZM64 206V205H63ZM115 206H117V205H115ZM115 206H114V208H115ZM119 207H121L120 206V204L118 205ZM152 206H154V205H152ZM199 206V205H198ZM207 206V205H206ZM209 206H208V208H209ZM215 206V205H214ZM225 206H227V205H225ZM119 207H116L117 209L119 208ZM158 207V206H157ZM216 207V206H215ZM215 207H213V209H215ZM242 207V206H241ZM240 207V208H241ZM251 207V206H250ZM70 208V207H69ZM100 208V207H99ZM115 208V209H116ZM153 208V207H152ZM182 208V207H181ZM211 208V207H210ZM219 206L217 207V209H216V211L215 210H213V209H211V210H208V212H206V213H208V220H209V226L211 227V230L213 231L212 233L214 234L213 236H212V238L209 236V234H208V237L211 239V241H207L208 243H207V245H208V247H206L207 245H206V243H205V250H208L207 252H208V254L207 255H209V254H211V252L210 251H213L212 249H214V247H217L216 248V250L217 249H220L219 248V246L217 245V241H214V239L215 238H219V236H223L224 235V233H223V231H225L224 229H226V232H227V229H229L230 228V231H231V229L233 228V229H236L237 230V228L236 227H240V225L238 224V223H241V221L239 220L238 221V223L237 222H235L234 221V219L237 221L238 219L235 217V218H233L232 219V217H234V216H228L227 217V213L226 212H229L230 211V213H231V208H229V210L228 211H223L221 208H219ZM223 209H225V207H222ZM226 208H228V207H226ZM239 207H238V210L240 209ZM60 209V208H59ZM65 209V208H64ZM113 209V208H112ZM111 209V210H112ZM114 209V211H113V213L114 214H117V215H114V217H115V220H113V221H116L118 218H119V215L121 214V212L119 211L118 212V210H124L123 209V207L121 208V209H118L117 210V212H116V210ZM151 209V208H150ZM160 209V208H159ZM234 209V208H233ZM232 209V210H233ZM242 210H243V208H241ZM248 209V208H247ZM62 210H63V208H62ZM102 210V209H101ZM104 210H105V208H104ZM121 210V211H122ZM169 210V209H168ZM204 211H206L205 209H203ZM227 210V209H226ZM251 210V209H250ZM95 211V210H94ZM111 211V212H112ZM154 211V210H153ZM158 211V210H157ZM224 213H223V212ZM51 212H52V210H51ZM69 212V211H68ZM72 212V211H71ZM116 212V213H115ZM152 211H150V213L149 214H152L151 213ZM64 213V212H63ZM94 213H96V212H94ZM99 213V212H98ZM102 213H104V211L102 210V212H101V214ZM106 213V212H105ZM120 213V214H119ZM123 213V212H122ZM106 214H108V212L106 213ZM148 214V218L149 217H151L150 215ZM225 214V215H224ZM245 214V213H244ZM73 215V214H72ZM97 215V214H96ZM124 215V214H123ZM205 215V214H204ZM248 215V214H247ZM68 216V215H67ZM99 215H97L95 218H98V219H102V216L99 218L98 217ZM106 215H104V217H105ZM158 216H159V214H158ZM161 216H162V214H161ZM57 217V216H56ZM74 217V216H73ZM113 217V215H111V218ZM114 217L112 218V219H114ZM118 217V218H117ZM121 217V216H120ZM153 217H155L156 218V216H153ZM230 217H231V219H230ZM60 218V217H59ZM147 218V219H148ZM160 218V217H159ZM67 219V218H66ZM149 221H150V223L152 222L150 219H148ZM148 221V222H149ZM120 222V221H119ZM122 222V221H121ZM78 224V223H77ZM148 223H145V227H143V228H145L146 230H147V228L146 227H148V231H149V227L150 226H148L147 225ZM235 224H237V225H235ZM97 226V225H96ZM116 226H118V223H117V225ZM120 226V225H119ZM234 226H235V228H234ZM86 227V226H85ZM98 227V226H97ZM100 227V230H102V229H105V228H103V226L101 227V226H99ZM98 227V228H99ZM105 227V226H104ZM114 227V226H113ZM102 228V229H101ZM110 228V227H109ZM108 227H106V229H108V231L109 230H111V229H109ZM241 228V227H240ZM93 229V228H92ZM95 229H97V228H95ZM105 229V230H106ZM152 229V228H151ZM239 229V228H238ZM94 230V229H93ZM98 231L97 230V232H102V231ZM105 230H104V232H105ZM90 231V230H89ZM144 231V230H143ZM234 231V230H233ZM106 232H107V230H106ZM112 232V231H111ZM150 232V231H149ZM145 233V232H144ZM156 233V232H155ZM222 233H223V235H222ZM104 234V233H103ZM103 234H101V236L103 237ZM108 234V233H107ZM153 234V233H152ZM160 234V233H159ZM106 235V234H105ZM227 236H228V234H227ZM91 237V236H90ZM98 237V236H97ZM100 237V236H99ZM99 237H98V239H99ZM208 237L206 238V239H208ZM224 237H226V236H223V238ZM205 238V237H204ZM203 238V239H204ZM94 239V238H93ZM92 239V240H93ZM97 239V238H96ZM100 239H101V237H100ZM99 239V240H100ZM209 239V240H210ZM221 239V241L223 240L222 238H220ZM219 239V240H220ZM225 239V238H224ZM212 240L214 241V242H212ZM217 240V239H216ZM97 241V240H96ZM204 241V240H203ZM202 241V242H203ZM111 242V241H110ZM201 242V243H202ZM205 242H206V240H205ZM215 242H216V245H215ZM104 243V242H103ZM107 243V242H106ZM118 244V243H117ZM120 244V243H119ZM204 244V243H203ZM214 245V246H213ZM221 245V247H223L222 246V244H220ZM102 246V245H101ZM106 246V245H105ZM110 246V245H109ZM122 246V245H121ZM111 247V246H110ZM114 247H117V246H114ZM165 247V246H164ZM207 248V249H206ZM224 249H225V247H223ZM105 249H108V245L106 246V248ZM112 249V248H111ZM114 249V248H113ZM113 249L111 250V252H113ZM116 249V248H115ZM163 249V248H162ZM209 249H210V251H209ZM224 249H221L222 250V252L224 251ZM125 250V249H124ZM221 250H217V251H219V253L217 254L216 252H213L214 254L216 253V255H214L213 253H212V255L208 258L209 260V263L210 264H215V262H218L219 261V259L220 258H218V257H216L217 255H219V256H222V255H224L225 256V254H222V252H221ZM226 251H227V249H225ZM229 250V249H228ZM108 251V250H107ZM117 251V250H116ZM114 252V256L115 257H113V258H115V261H113V263H112V261H111V263L112 264H126V261H128V259L127 258H125V256L127 255L126 253V255H124V257L122 256V254L120 253V251H117V252ZM203 251V250H202ZM126 252V251H125ZM130 252V251H129ZM210 252V253H209ZM229 252H230V254H235V253H233V250H229ZM229 252H225V253H229ZM235 252V251H234ZM202 253V252H201ZM107 254H109V253H107ZM110 254H112V253H110ZM124 254V253H123ZM221 254V255H220ZM226 254V255H227ZM261 255V254H260ZM129 256H130V254H129ZM129 256H127V257H129ZM205 256V255H204ZM262 256V255H261ZM104 257V256H103ZM207 257V256H206ZM205 257V258H206ZM264 257V256H263ZM262 257V258H263ZM107 258H109V257H107ZM120 258H123V261H122V259H120ZM130 258V257H129ZM253 259L252 260H254V264H255V259H258L259 258V256H255V257H252ZM261 258V257H260ZM99 259V258H98ZM104 259V258H103ZM132 259V258H131ZM251 259V258H250ZM109 260V259H108ZM114 260V259H113ZM207 260V259H206ZM103 261V260H102ZM130 261V260H129ZM130 263H132V262H130ZM128 264V263H127ZM193 264V263H192Z\"/></svg>",
    "mask_w": 264,
    "mask_h": 264
},
{
    "label": "water",
    "instance_id": "water-1",
    "mask_svg": "<svg viewBox=\"0 0 264 264\" xmlns=\"http://www.w3.org/2000/svg\"><path fill=\"white\" fill-rule=\"evenodd\" d=\"M188 264H192V262L190 260H188Z\"/></svg>",
    "mask_w": 264,
    "mask_h": 264
}]
</instances>
